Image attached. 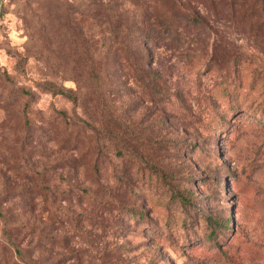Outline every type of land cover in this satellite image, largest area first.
<instances>
[{"label": "rangeland", "instance_id": "rangeland-1", "mask_svg": "<svg viewBox=\"0 0 264 264\" xmlns=\"http://www.w3.org/2000/svg\"><path fill=\"white\" fill-rule=\"evenodd\" d=\"M155 5L0 0V264H264L261 5Z\"/></svg>", "mask_w": 264, "mask_h": 264}, {"label": "trees", "instance_id": "trees-1", "mask_svg": "<svg viewBox=\"0 0 264 264\" xmlns=\"http://www.w3.org/2000/svg\"><path fill=\"white\" fill-rule=\"evenodd\" d=\"M256 2H258L260 5H261V11H262V15L264 16V0H255ZM156 2H158V6L155 5V17L154 19H158V22H159V25H173V20L175 17H178V15L180 17H182V14L179 13L178 9H177V0H172L171 2V7H176V8H173L172 12H170V10H166L163 8V6L160 4L161 1L160 0H156ZM174 15V18H171V14ZM157 14V16H156ZM183 18H189V16H186V15H183ZM161 22H160V21ZM158 22H156L158 24ZM59 94L61 95H65L66 93L64 91H59ZM230 221V219H228L227 223Z\"/></svg>", "mask_w": 264, "mask_h": 264}]
</instances>
